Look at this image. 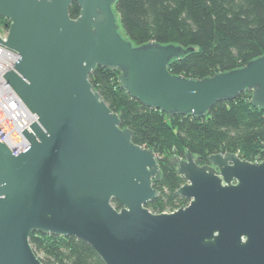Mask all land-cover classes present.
<instances>
[{"label": "water", "instance_id": "water-1", "mask_svg": "<svg viewBox=\"0 0 264 264\" xmlns=\"http://www.w3.org/2000/svg\"><path fill=\"white\" fill-rule=\"evenodd\" d=\"M116 1L0 0V45L18 55L16 74L3 77L37 117L20 154L0 139V264H43L32 233L81 239L104 264H264V160L173 157L184 180L174 195L188 203L152 213L157 155L133 142L88 79L96 67L118 71L120 89L168 116H204L246 90L264 109V56L203 79L172 75L186 50L123 38Z\"/></svg>", "mask_w": 264, "mask_h": 264}, {"label": "trees", "instance_id": "trees-1", "mask_svg": "<svg viewBox=\"0 0 264 264\" xmlns=\"http://www.w3.org/2000/svg\"><path fill=\"white\" fill-rule=\"evenodd\" d=\"M113 9L119 33L133 45L156 42L186 50L167 67L175 76L203 79L264 56V0H117ZM68 12L76 18L78 5L72 2ZM7 25L0 17V27L6 30ZM118 74L96 67L88 79L118 114L121 127L132 130L133 142L157 155L161 177L153 187L159 195L146 204L150 212L173 211L188 203L174 195L184 180L173 157L191 153L199 166L218 153H233L249 162L264 160V109L252 104L251 91L218 102L204 116H168L120 89ZM112 204L119 209L116 201ZM29 243L43 264H104L89 244L73 236L32 233Z\"/></svg>", "mask_w": 264, "mask_h": 264}, {"label": "built area", "instance_id": "built-area-1", "mask_svg": "<svg viewBox=\"0 0 264 264\" xmlns=\"http://www.w3.org/2000/svg\"><path fill=\"white\" fill-rule=\"evenodd\" d=\"M5 34L6 30L0 27V36L4 38ZM17 59L16 52L0 45V139L15 156L29 145L22 131L26 128L29 130V125L37 121L36 115L25 107L3 77L7 71L14 72L13 65ZM167 212L172 211L164 213Z\"/></svg>", "mask_w": 264, "mask_h": 264}, {"label": "rangeland", "instance_id": "rangeland-1", "mask_svg": "<svg viewBox=\"0 0 264 264\" xmlns=\"http://www.w3.org/2000/svg\"><path fill=\"white\" fill-rule=\"evenodd\" d=\"M121 30V28L119 27V31ZM26 83H27V81H26ZM40 257H41V254H38Z\"/></svg>", "mask_w": 264, "mask_h": 264}, {"label": "bare ground", "instance_id": "bare-ground-1", "mask_svg": "<svg viewBox=\"0 0 264 264\" xmlns=\"http://www.w3.org/2000/svg\"><path fill=\"white\" fill-rule=\"evenodd\" d=\"M30 130V129H29ZM113 202V201H112Z\"/></svg>", "mask_w": 264, "mask_h": 264}]
</instances>
